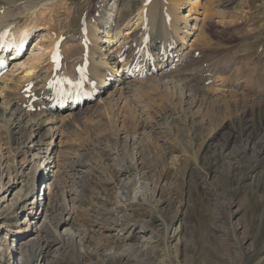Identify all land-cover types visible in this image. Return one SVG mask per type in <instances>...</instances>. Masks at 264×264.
<instances>
[{
	"label": "rangeland",
	"instance_id": "374dc122",
	"mask_svg": "<svg viewBox=\"0 0 264 264\" xmlns=\"http://www.w3.org/2000/svg\"><path fill=\"white\" fill-rule=\"evenodd\" d=\"M115 1L125 22L139 12L144 0L112 3ZM172 1L177 2L170 0L168 5L175 4ZM95 3L97 0H64L57 9L58 4L51 7L48 3L36 15L25 12L23 22L37 18L39 28L27 51L9 70L23 77L30 59L39 56L41 63L48 59L56 42L78 34L87 24ZM190 4L181 13L188 15L185 21L196 32L188 37L193 63L186 73L193 74H183L176 81L195 86L199 93L208 89L214 94L222 84L237 91L238 78L244 77L250 85L256 67L264 73V0ZM116 44L111 59L120 61V43ZM130 52H124L129 55L127 61L134 56ZM123 64H117V70ZM47 68L50 66L43 71ZM208 70L218 76L208 80L204 74ZM150 81L133 100H124L120 94L112 100L109 97L115 87L106 88L93 102L92 113L66 125L61 143L59 138L49 157L38 150L27 153L25 148L19 155L11 154L12 145L28 140L31 131L5 122L8 116L2 103L7 98L1 96L0 170L5 172L6 189L0 193V264H264V107L254 106L243 96H238L239 105L209 96L201 103H188L180 92L174 96L175 91L154 88ZM259 84H264V75ZM249 95L264 101L253 92ZM34 140H39L37 132ZM37 153L39 157L34 158ZM26 155L31 161L28 166L24 164ZM51 158L62 169L48 172L40 184L36 196L42 201L33 209L38 218L31 219V213L20 212L24 184L31 182L34 164L43 170L41 166ZM78 161L88 166H77L81 171L74 172L75 176L63 170L75 167ZM131 163H139L141 170L129 177L131 181L125 178L131 195L130 201H124L118 184L125 179L119 169ZM18 172L20 177L10 181V175ZM50 184L53 188L45 195ZM45 217L52 227L61 221L59 233L66 241L54 246L55 236L46 234L53 243L44 250L29 251Z\"/></svg>",
	"mask_w": 264,
	"mask_h": 264
},
{
	"label": "bare ground",
	"instance_id": "6f19581e",
	"mask_svg": "<svg viewBox=\"0 0 264 264\" xmlns=\"http://www.w3.org/2000/svg\"><path fill=\"white\" fill-rule=\"evenodd\" d=\"M63 1L64 0H0V34L8 31L11 27H17L20 32L24 30L28 31V36H31V33L39 28V22L36 20L37 18L31 21L27 19L23 22L25 19L23 17V15L25 16L26 14L25 12H29L33 16L36 15V10L39 7L46 6L48 3L51 4L52 7V5L56 3L58 6H54V8L57 9L60 5L62 6ZM167 1L168 0H144L143 5L140 6L139 12L135 14V16H129L124 20L125 22H123V20L120 19L122 16V8H120V5L116 1L112 3V0H97V3L94 5L95 12L92 18L86 21L87 24H84L82 28L78 30V34H68L67 38L62 41V52L64 53V50L67 51L63 54L65 57L60 64H54L50 54L48 59H44L42 63L39 56L34 58L30 57L32 58L29 60L31 66L22 73L24 74L23 77L15 75L12 69L9 70L4 77L0 79V100L2 99L1 96L7 98V102L4 101L2 103L6 108H4L6 110L4 112L8 116L5 122H9L11 126H19L31 131V137L28 140L21 141L19 139L20 141L17 142L16 146L12 145L13 150L11 154L15 152V155H19L18 153L22 151L21 149L25 148L27 153L38 150L39 153H46L48 157L49 155H54V151L58 147L57 140L60 138L59 142L61 143L62 131L66 128V125L73 124L75 121L85 116L86 112H91L92 109L94 110L93 102L96 103L99 99V94L101 95L106 88L112 85L115 87V90L110 93L109 97H112V100H115L114 97L118 94H120V96L124 95V100H133L135 93H137L139 89L142 90L141 87L147 86L152 78L150 82L156 85L154 88L165 87L166 89L164 88V91L166 92H168V90H173V92L175 91V93H173L174 96L180 92L182 95H185V99H188V103L190 101H192V103H201L203 97L207 98V96H209L210 99H229V101H232L235 105H239V99L243 96L246 100L251 99L254 106L259 108L264 107V101L256 96L252 95V97L249 95L250 92H253L261 98H264V84H259L263 81L264 73H259L260 71L257 72V67L255 72H253L255 73L254 76L252 75L254 80L250 82V85L247 80L243 79L244 77L236 79L235 87L241 90L240 92L238 90L230 91L225 84H222L220 88L215 89L214 94H211V91L209 92L208 89L201 90L198 88L202 91L199 93L195 86H191L190 88L186 84L187 82L184 84L176 81L177 78L188 73H186V70L189 69L190 64L193 63V61H191L192 59L189 60L192 55L188 52V49L191 47V44H189L191 38L188 37L196 33L192 32L195 28L185 21L188 15L183 16L181 11L190 7V3L195 5V3L198 2L199 4L200 0H175L177 2L172 1L175 3L173 5H168L170 0ZM88 3H84V6L87 8V5H89ZM168 6H170L169 8L173 7V11H170ZM182 25L185 26L182 27ZM116 43H120L117 47L118 53L123 52L121 55H124V52L129 50L134 55L133 58H130L123 64L121 70H117V64L119 65L120 61L111 59L112 49L117 45ZM128 43L130 44L126 47ZM74 50L76 51L74 52ZM86 52H88V55ZM86 62L89 64V69L88 74L84 75L81 73V70ZM47 66H50L49 69L47 68L49 71H43L44 67ZM137 68H140L139 72H135L133 76H130L129 71L132 69L136 70ZM192 74L193 72L188 73L191 77ZM204 74L206 77L208 76V80L217 75L214 71L209 70L204 72ZM72 84L76 87H78L77 85H82V91L90 95H94L99 89L98 99L96 101L87 100L82 103L76 102L77 100L75 101V99H72L75 93ZM238 96H240V98ZM64 97L65 99L68 98L70 102L67 104L63 103ZM99 102H101V100ZM192 107L196 108L197 105L194 107V104H192ZM0 108L2 109V106H0ZM33 108L37 110L32 112ZM42 131L45 132L42 134ZM36 132L37 136H39L38 141L34 140ZM11 135L12 132L9 130L8 142L12 141ZM165 139L166 137H164L162 141L164 145L166 142ZM31 144H33V146ZM38 155V153L35 154L34 158H38ZM26 157L24 164L28 166L31 161L28 159L27 155ZM52 159L53 158H51L49 162H44L46 165L41 166L43 170H39L40 166L34 164L36 171L32 173L31 182L24 184L27 186L25 187L23 198H21V200L19 198V203H23V207H20V212L22 214L31 213L29 216L31 219L38 218L33 213V209L35 205H38V203L42 201V199L36 196L38 189H40V184L42 182L44 183L48 176V172L55 174L54 168H58L57 170L62 169L57 164L55 165ZM138 164L131 163L130 165H123L125 167L119 169L120 176L125 179L135 175L138 170H141ZM61 166H63V164ZM77 166L84 168L87 167L88 164L78 161L75 167L68 166L63 170L67 174L75 176L74 172L81 171L79 169L77 170ZM20 167L23 168L19 166V169ZM4 174V170H0V193L6 189L3 180ZM20 175V172L16 174L13 173L10 175V181H12L14 176L18 179ZM126 181V179L121 180V183L118 184V188L120 193H122L121 198L124 201H130L131 187L130 183ZM14 183L19 184L18 181ZM51 188L53 187L50 184V186L46 188L47 192H45V195L49 194ZM55 190H58L57 185L55 186ZM5 201L6 200H3V202ZM12 202H14V200H12ZM15 203L17 204L18 202ZM63 219L69 220V218L66 217ZM60 222L61 221H58L57 225L52 227L48 218L45 217L41 229L38 232L39 238L31 243L29 251H34L36 248L44 250L45 246L49 247L53 242L48 241L46 234L55 236L54 246L64 244L66 238L59 233V227L61 226ZM47 226H50V228L48 227L49 229H46ZM43 233L44 235H42ZM10 249L11 247H9V250ZM22 251L25 252V248Z\"/></svg>",
	"mask_w": 264,
	"mask_h": 264
}]
</instances>
